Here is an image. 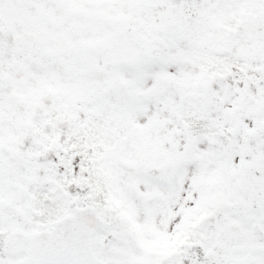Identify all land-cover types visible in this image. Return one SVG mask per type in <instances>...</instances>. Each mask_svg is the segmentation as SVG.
I'll return each mask as SVG.
<instances>
[{
    "label": "snow or ice",
    "instance_id": "1",
    "mask_svg": "<svg viewBox=\"0 0 264 264\" xmlns=\"http://www.w3.org/2000/svg\"><path fill=\"white\" fill-rule=\"evenodd\" d=\"M0 264H264V0H0Z\"/></svg>",
    "mask_w": 264,
    "mask_h": 264
}]
</instances>
